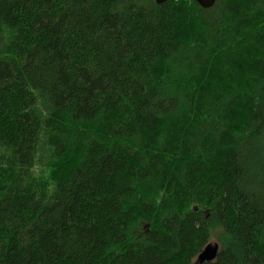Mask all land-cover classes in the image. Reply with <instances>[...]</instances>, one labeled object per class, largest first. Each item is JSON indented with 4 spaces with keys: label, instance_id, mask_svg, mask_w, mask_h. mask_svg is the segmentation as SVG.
Masks as SVG:
<instances>
[{
    "label": "trees",
    "instance_id": "16d2710c",
    "mask_svg": "<svg viewBox=\"0 0 264 264\" xmlns=\"http://www.w3.org/2000/svg\"><path fill=\"white\" fill-rule=\"evenodd\" d=\"M212 237L264 264V0H0V264Z\"/></svg>",
    "mask_w": 264,
    "mask_h": 264
},
{
    "label": "water",
    "instance_id": "95a60500",
    "mask_svg": "<svg viewBox=\"0 0 264 264\" xmlns=\"http://www.w3.org/2000/svg\"><path fill=\"white\" fill-rule=\"evenodd\" d=\"M170 0H156L158 5L164 4ZM201 8H212L216 0H194ZM220 251V245L217 242H210L206 245L204 250L198 255L193 264H207L216 260Z\"/></svg>",
    "mask_w": 264,
    "mask_h": 264
},
{
    "label": "rangeland",
    "instance_id": "374dc122",
    "mask_svg": "<svg viewBox=\"0 0 264 264\" xmlns=\"http://www.w3.org/2000/svg\"><path fill=\"white\" fill-rule=\"evenodd\" d=\"M215 237V236H214ZM214 237H212L211 239H210V241L209 242H218ZM195 261V260H194Z\"/></svg>",
    "mask_w": 264,
    "mask_h": 264
}]
</instances>
